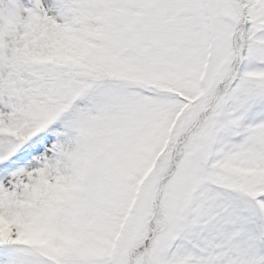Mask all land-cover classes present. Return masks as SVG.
I'll list each match as a JSON object with an SVG mask.
<instances>
[{"label": "snow or ice", "instance_id": "6c2138e0", "mask_svg": "<svg viewBox=\"0 0 264 264\" xmlns=\"http://www.w3.org/2000/svg\"><path fill=\"white\" fill-rule=\"evenodd\" d=\"M0 264H264V0H0Z\"/></svg>", "mask_w": 264, "mask_h": 264}]
</instances>
